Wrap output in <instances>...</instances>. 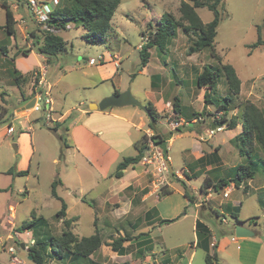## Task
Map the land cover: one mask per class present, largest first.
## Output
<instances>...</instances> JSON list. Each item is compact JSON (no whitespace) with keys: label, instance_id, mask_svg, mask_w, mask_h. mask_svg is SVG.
<instances>
[{"label":"rangeland","instance_id":"1","mask_svg":"<svg viewBox=\"0 0 264 264\" xmlns=\"http://www.w3.org/2000/svg\"><path fill=\"white\" fill-rule=\"evenodd\" d=\"M42 1L45 2L46 0H38V2ZM258 1L247 0L248 5L244 6L245 9L241 17L243 22L247 23L249 21L253 8ZM180 2L181 0H123L113 16L111 30L103 44L88 43L83 38V27L75 24L71 25L69 30L60 34L67 42L66 51L52 61V68L46 75V79L50 84L57 82L53 90H50V97L55 100L54 108L59 110V113H64L67 109L74 110L75 119L80 117L82 110L89 108L91 96L109 94L114 90L115 86H120L119 88L124 91L130 87L133 96L146 105L149 100H152L151 96L153 98L156 97L155 91L151 89L152 80L150 75L157 74L160 76L156 86H159V90L162 93L168 91V99L171 100V105L160 112L162 118L158 122L156 132L166 138L169 134H173V136L181 135V137L174 139L169 147L167 145L162 147L163 151L167 150L168 155L172 159L174 175L170 174L167 180L168 184L160 188L159 196L162 195L164 190L173 192L170 195L160 197L156 210L158 212V222L160 223L161 220L165 219L176 221L163 225L161 229H158V226L154 224L153 228H147V231H145L148 233V237L153 240L155 254L146 253L144 248L141 253L138 251L139 246L135 242L125 243L128 252L125 257L118 256L109 247L112 238L132 236L131 234L135 231L131 228V225L135 221L136 212L126 214L128 204L123 205L121 210L117 211L115 209L117 205L114 207L104 204L103 201L106 198L98 195L100 189L105 185L113 183L118 185L119 182L108 176L103 179L100 177L101 175H106L107 170L101 173L95 163H91L94 157H97L95 145L88 144L91 159L88 158L89 156H83L75 152L71 148L69 140V147L63 148L59 139L61 132L55 133L50 130L56 125L55 122L45 121L41 113H31L27 119L26 116H28L29 112L23 110L18 113L22 118L15 120L11 124L14 133L12 135L6 134L15 110L24 108L30 98V88L28 86L14 85L13 87H5V91L11 97L10 106L7 110L5 108L0 109L2 115L5 114V121L0 119V264H12L8 253L10 246L16 248L17 256L23 261V264H34L32 260H29L30 240L36 241L45 238L46 233L53 237H59L66 230L62 222L56 218V214L62 209L63 202L68 207L67 217L77 218V221L71 225L70 231L78 235L79 238H84L93 236L97 227L103 238V245L87 260L84 258L79 261L68 259L63 262L48 257L45 264H88L89 259L100 264H164L163 262L168 259L165 264H206L205 251L201 248H192L191 246L195 240L192 223L193 215H195L197 210L194 203H191L183 196V186L174 177L181 168H184L185 161L190 160L189 154H194L192 152L195 151L196 143L201 142L194 132L187 131L184 128L185 122L173 114L175 96L184 94V92H191L192 89L198 91L192 82L199 71L198 73H192L191 66L194 62L195 65H198L200 72L203 68H200L198 61L196 62L197 56H188L187 54V49L190 45L188 40L193 38V36L190 35L192 37L187 38L188 36L180 31L178 38L170 42L166 54H163L157 48L150 50L151 58L146 69L145 67L142 68L140 56V48L146 44L149 36L148 24L156 26L157 22L167 17L169 13L173 14L175 19L178 20L180 14L176 7L180 5ZM23 5L24 2L21 3V6ZM223 9L224 14L228 12L226 5L223 6ZM199 13L202 21L209 22L213 20V13L207 9H201ZM27 18V13L23 11L19 17L20 21H24ZM5 23L6 12L0 6V27H3ZM30 23L35 25L32 20ZM32 32L37 33V31ZM32 32L29 31L24 35L19 29L15 37L17 45L13 46L12 50L18 53L21 50L34 49L37 56L38 53H36V48L33 45L34 39L30 35ZM144 32H146L145 36L142 35ZM260 36L264 40V31L260 33ZM6 37L5 31L0 29V49L3 45L7 47V42L6 40L4 41ZM257 40L258 32L254 28H251V30L246 29L244 32L243 29H239L233 34L223 27L220 29L214 44V49L223 58V62H234L242 77V95L235 99L236 106L245 102L250 90L258 96L252 95L249 100L264 106V50H255L250 55L249 49L243 43L250 42L251 44ZM230 47L231 49L228 51L226 48ZM209 51H206L204 56L210 57L209 53L211 51ZM114 54L121 58L120 69L118 72L115 71L117 75L114 73L112 63V55ZM100 55L105 57L103 65L90 66L85 62L87 59L97 60ZM8 56L13 57L12 54ZM36 56H30L25 64L20 66L19 63L16 66L24 71V66L32 67L38 61L43 62L42 57ZM4 58L0 50L1 73L6 74L7 69H11V72H13V66L9 64L11 60L6 63L3 61ZM211 61L216 63V65L218 64L215 58L211 57L209 62ZM209 66H213L212 63ZM34 71L37 72V70ZM112 73L113 76H111ZM101 74L111 77H105L101 80ZM30 75H32V80L35 77L34 72L32 71ZM4 78L5 81L10 80L11 76L6 74ZM179 79L183 80L185 84H177ZM171 81L172 86L170 87L169 83ZM0 92H2L1 89ZM229 95L225 77L221 75L218 80L217 90L213 94V99L217 101ZM23 96L26 101H22ZM196 96L197 99L190 100V109L203 113V117H210L211 115L215 117L216 109L212 108L213 110H209L204 105V99H202L200 94ZM113 109L117 111L116 109L119 108ZM128 109L136 111L138 117L141 115L148 124L150 123L149 118L139 108L129 106ZM58 116L57 114L54 115L55 118H58ZM226 119L240 121V114L236 110L231 111L227 114ZM177 123L179 126L176 130H173L171 125ZM29 127H31L30 130ZM178 128L184 132L178 134ZM198 128L199 126L196 130ZM204 128L208 129V125H205ZM144 134L149 138L148 143L151 148L150 138L154 133H142L138 132L136 128H131L129 139L132 142H136ZM228 136L229 132L222 131L210 136L211 138L208 135L205 137L211 143L222 145L220 151L221 161L226 165V171L232 165H242L247 162V157H240L238 149L228 143ZM205 145L207 144L204 143ZM185 149H189L191 153L187 154L184 152ZM148 152H145L144 158L148 156ZM121 153L123 157L137 154L134 145L123 146ZM263 154L259 145L255 144L252 149V156L260 163V170L251 183L252 188L249 193H245L243 188L237 189L232 183H229L232 190L230 198H224V192L222 191L213 193L214 199L222 203L234 200V204L239 209V219L245 221L243 224L257 232V234L254 233L256 235L253 237L246 238V242H242L243 239H239V242L235 243L232 241V235H223V232L227 231L229 227L221 223V218H217L214 214L213 217L204 219L212 228L216 241L222 242L223 239H226L224 240V249L222 248L217 253V263L219 264H264V166L261 162ZM143 160L142 165L149 172L143 174L139 179L142 178L145 183H150L155 188L154 183H159L156 164L144 165ZM75 165H77L76 168L74 167ZM134 168V172L137 173L142 170L140 165H136ZM11 169L14 171H29V173L26 176L6 175V173H3ZM114 170L115 167H113ZM134 172L132 170L128 171L127 181L132 178ZM56 179H60L63 184L57 188V194L60 199L52 196V183ZM186 182L191 189H199L203 179H188ZM147 184L145 185L148 186ZM171 185L172 188L170 187ZM2 189L7 190L2 191ZM189 193L194 195L191 190H189ZM196 197H194V200L199 203L198 198H202L198 194H196ZM82 198L84 202L81 201ZM136 206H138L137 203H133V207ZM213 210L216 212L215 209ZM33 213L37 217H43L47 221V227H36L33 230H27L22 233L24 235L19 240L15 238L14 240L9 239V236H13L23 222L31 219ZM124 214L125 216L120 217L119 220L117 219ZM184 214H187L188 217H185ZM96 215L99 218L96 220L95 227ZM4 216H6V219H4ZM182 218L184 219L181 220ZM227 218L236 222L229 215ZM141 227L142 225L139 228ZM21 244H25L27 249L23 250ZM215 252V249H212L211 253L214 254Z\"/></svg>","mask_w":264,"mask_h":264},{"label":"trees","instance_id":"2","mask_svg":"<svg viewBox=\"0 0 264 264\" xmlns=\"http://www.w3.org/2000/svg\"><path fill=\"white\" fill-rule=\"evenodd\" d=\"M25 0H0V6L5 9L6 12V23L0 29H3L9 36H13L16 33V19L12 5L14 3L21 5ZM59 4L56 6L54 11L50 14V19L47 23L48 29H38L37 33H30L34 39L33 45L36 48V53L46 57V64L49 65L59 55L66 51V42L58 34L59 32L66 31L69 24H75L81 26L84 29L83 38L91 44H103L106 41L109 31L111 30V21L115 12L121 5L123 0H58ZM226 0H181L179 6L180 18L178 20L172 14H168L167 17L157 22L156 27L149 25L148 39L145 45L141 47V65L142 68L147 66L151 57L150 50L157 48L163 54H166L167 47L170 42L177 37V31L180 29L183 34L187 35L190 40V45L187 49L188 56L200 53L204 50H210L213 58L220 61V58L214 52V43L217 36V29L224 18V9ZM206 8L213 13V20L209 23H203L200 16L197 13V9ZM264 27V23L261 27H258V40L256 43L249 45L250 50H254L259 46L264 45L260 33ZM145 33H143L144 35ZM192 35V36H190ZM43 37V38H42ZM1 53L7 56L6 46L1 47ZM35 51L21 50L16 53V56H29V54ZM15 56V57H16ZM14 59H11L13 65ZM221 63V61H220ZM15 75V81L17 83L22 80L28 82L31 80L32 75L28 74L22 76L13 67ZM36 73V72H35ZM34 73V75H35ZM223 75L226 80L227 88L230 93L229 96L224 97L221 100H214L213 94L217 90L219 77ZM134 76V75H133ZM160 79V76H157ZM39 77H37V82ZM196 86L199 89H204V102L205 106L213 105L216 108L217 113H222L223 117L220 121H212L219 126L227 124L226 130H233L236 126L242 124V132L236 137L235 144L238 148L241 157H247L249 160L248 164L239 165L235 170V176L230 179V183L234 184L235 187H240L243 183L248 180L255 178L260 163L253 160L252 149L255 144L259 145L264 153V112L259 109L253 102L245 101L243 104L236 106L235 99L241 92V81L236 73L233 66L229 64H221L218 66H206L201 74L196 77ZM156 84L153 82V86ZM154 124L149 123V128L154 132L150 141L153 144L164 147L168 140L173 137V134H169L166 138L162 134L156 132L158 122L162 118L161 114L157 111L152 103L146 104ZM205 108V109H206ZM238 110L240 114V121L236 119L227 120L226 116L229 112ZM173 114L180 120L183 119L185 124L184 128L187 131L193 132L196 127H190L189 124H196L198 126L201 122L208 123L210 117H203V113L192 111L190 108H185L180 104V100L175 98L173 102ZM76 115L71 114L64 121L56 123V125L50 130L55 133H60L59 139L62 143L63 148H68L67 132L69 131V125L74 121ZM211 122V123H212ZM178 134H182L184 131L180 128L177 129ZM149 138L146 134L135 144L137 155L125 157L117 166L116 171L113 174V178L119 180L123 178L124 171L131 167L139 165L144 159V150L149 148ZM166 154V150L164 151ZM264 166V161H261ZM29 171L15 172L13 169L9 170L7 174L14 176H26ZM174 175V173L172 174ZM181 182V181H180ZM184 189V197L191 203H195L194 197L189 193L188 187L185 182H181ZM62 181L56 179L52 183V196L56 199H60L57 194V188L62 186ZM229 186L227 180H220L217 184L211 185L208 181H204L201 190L209 189L213 187L215 192L223 191L224 188ZM248 190V186L244 188ZM173 191H162L161 196H167L172 194ZM216 217L220 218L221 215L216 213ZM231 217L238 221V217L231 214ZM56 218L60 220L66 230L62 232L59 237H53L49 233H46L45 238L38 239L35 244L29 247V256L32 257L34 264H45L46 259L51 257L58 259L63 262L72 259L79 261L82 258L88 259L92 256L101 246L103 245V239L101 237L99 229L96 227V220L94 225L96 232L93 236L79 238L78 235L70 231L71 225L77 221V219L67 218V205L63 202L62 209L56 214ZM176 220L165 219L161 220V225H167L175 222ZM222 221V220H221ZM244 223L245 221H241ZM36 227H47V221L43 217H37L34 213L31 215V219L23 222L18 228L17 232L23 233L27 230H33ZM234 229L231 228L229 231H224L223 235H232ZM196 234H197V246L202 248L205 253L206 264H216L218 262L217 253H211L212 243V232L210 228L204 224L201 220L196 223ZM138 237H117L112 238L109 247L114 253L119 256H126L128 254L125 243L132 242ZM151 240L139 242V251L142 253L143 247L149 245ZM151 250V248H148ZM88 264H100L95 261H89ZM128 264V263H124Z\"/></svg>","mask_w":264,"mask_h":264},{"label":"crops","instance_id":"3","mask_svg":"<svg viewBox=\"0 0 264 264\" xmlns=\"http://www.w3.org/2000/svg\"><path fill=\"white\" fill-rule=\"evenodd\" d=\"M36 1L38 2V0H36ZM23 2H24L23 6L18 5L16 3H14L12 5V10L14 11L16 22H17V28H16V33L13 36L7 35L6 39H4V41L6 40V42H7L6 51L8 54H7V56L3 55L6 58V59L4 58L3 61L8 63L9 60L14 59V61H13L14 66L13 67L22 76L28 75L32 71L35 73L36 71H34V70H37L38 73H41L43 70L45 71V77H44L45 83H44L43 90L48 91L49 98L52 102L51 108L53 109V114L59 115L58 118H55L53 115L54 122L55 123L62 122L67 117H69L72 113H74L73 112L74 110L67 109V111H65L64 113H59L58 112L59 110L54 108L55 100L50 97V92L53 90V87L57 84V82H55V84H50L46 79L47 73H49L50 69L52 68V63L47 65L46 64V57L38 54L37 55L38 57L43 58V62L38 61V63L32 67L24 66V68H25L24 71L20 67L16 66V64L18 65L19 63H20V66L22 64H25L26 60L29 59L30 56H36L35 51H32L29 54V56L25 57L23 55H20V56L15 57L16 52L12 50V47L17 45L16 41H15V37H16L18 30L20 29L24 35L27 34L29 31H31V32L37 31L38 27H39V29L44 30V28L37 22L36 16L33 13L31 7H29L28 0H25ZM38 3L50 4L55 9L56 6L59 4V1L58 0H46L45 2L42 1V2H38ZM225 5L228 9V12L224 14V18H223L221 24L219 25V27L217 29V36L219 35L220 29L223 27L227 31H229L230 33H233V34H235L239 29H243V32H244V30H246V29L251 30V28H254L258 32V27H261L264 23V0H259L257 2V4H255L253 11L249 17V21L247 23L243 22L242 21L243 19H241V17L243 16V10L245 9L244 6L248 5L247 0H226ZM179 6L176 7L178 9V11H179ZM20 9H22V10H20ZM201 9H206V8H201ZM201 9H197V13L199 16H200L199 11ZM23 11L25 13H27L28 18L25 19L24 21H20L19 17H20V14L23 13ZM169 14H171V13H169ZM31 20L33 22H35V25L34 24L31 25V23H30ZM211 21H209V22H211ZM19 22H21L22 25L19 24ZM209 22L203 21V23H205V24L209 23ZM71 25H73V24H69L67 26V30L70 29ZM149 25H153V24L149 23L148 26ZM153 27H156V26L153 25ZM1 30L4 31L3 29H1ZM180 31L181 30L178 29L177 37L175 39L178 38ZM262 31H264V27H263ZM144 33L146 34V32H144ZM58 34L60 35L61 32H59ZM145 34L143 35V33H142L143 36H145ZM217 36H216V38H217ZM258 37H259V35H258ZM187 38H189V37H187ZM216 38H215V41H216ZM175 39H173V41ZM64 41L66 42L65 39H64ZM243 43L245 44V46L247 48L249 45L254 44V43L250 44V42H243ZM66 46H67V42H66ZM226 49H228V51H230L231 47L226 48ZM258 49L264 50V45L259 46L258 48L254 49V50L249 49V54L250 55L253 54L254 51L258 50ZM140 50H141V48H140ZM206 51H208V49L204 50L200 53L192 55L194 57L197 56L196 62L198 61L197 63H200V66H201L200 68H203V70H204V68L206 66H209L210 63H212L213 66H218V67H220L221 64H229V65L233 66L236 70V73H237L240 81H241V92L239 94V96H241L242 95L243 82H242V77L239 73L237 65L232 61H228L227 63L223 62V58L219 54L216 53L215 49H214V52L220 58L221 63L217 59H216L218 62L217 65L213 61L209 62V59L212 57V55H211V52L209 51L210 57L204 56V53ZM10 54H12L13 57H9L8 55H10ZM100 56H102L104 58V61H103V64H104L105 57L103 55H100ZM116 57H118V61H116ZM89 60L90 59H87L85 62L88 65L93 66V65L88 63ZM149 62H150V59H149ZM149 62L147 64V66L149 65ZM112 63L114 66V73L118 72V70L120 69L121 58L116 54L112 55ZM9 64H11V63L9 62ZM147 66H145V69L147 68ZM197 66L198 65H195V63L193 62V65L191 67H192V73H194V72L198 73V71H199V73L197 74V76H198L199 74L202 73L203 70L200 72V70H198ZM3 72H5V71H3ZM6 72H7L6 73L7 76H11V79L5 81L4 75H6V74H2L1 70H0V89L2 91V92H0V109L5 108V110H7V108L10 106L11 97H10V94L5 91L6 90L5 87H13L14 85L15 86H28L30 88V94H29L30 98L28 100V103L31 102L35 97V95H34V93H35V82H36L37 78L33 77V79L29 80L28 82H23L22 80H20V82L17 83L15 81V75L11 72V69H7ZM116 75H117V73H116ZM111 76H113V73L111 74ZM111 76H103V74H101L100 79L103 80L105 77H111ZM150 76H151L150 78L152 80L151 89L153 91H155L156 97L153 98V96H151L150 98L152 100H149V102L152 103L154 105V107L157 109V111L160 113V112L164 111L165 108L170 107L171 100L168 99V97H169L168 91L165 93H162L161 90H159L158 85H157L158 87L156 85L153 86V82L156 84V82L159 80V78H157V76H159V75L152 74ZM196 77L193 79L192 84L195 85V87L197 88L198 91H196L195 89H192L191 92L190 91L184 92V94H180L179 96L174 97V100H175V98H178L180 100V104L185 108H190V106H191L190 100L197 99L196 95L200 94L202 99H204L205 90L199 89L196 86V83H195ZM31 83H32V86L30 87ZM171 84H172V81L169 83L170 87L172 86ZM177 84H183L184 85L185 82L183 80L179 79V80H177ZM48 86L50 87V89H48ZM119 87L120 86H115L114 90H112L109 94L91 96L89 106L92 104H98L99 101L101 99H103L104 97L124 92V90L119 88ZM201 90H202V93H201ZM252 95L258 96L254 92H252V90H250L247 94V97L245 98V101H250L249 99L251 98ZM239 96L237 98H239ZM22 101H26V98L24 96L22 98ZM253 103L259 109L264 111L263 110L264 106L262 104L259 105L255 102H253ZM204 105H205V102H204ZM212 106L213 105H209V106H207V108L209 110H213L215 107L214 106L212 107ZM128 108L129 107L119 108V109H116L117 111H114V109L112 108V109H109L105 112L90 111V109L88 108L87 110H82L80 117L74 119V121H72L71 124L69 125V131L67 132V136H68L67 139L71 143V148L75 152H78V153L82 154L83 156L88 157L90 155V151L88 149L89 148L88 144L96 146L95 150H97L96 151L97 157H94V160H93V162L91 161V163H95V165L97 166V169L101 173H103L105 170H107L106 175L100 176L102 179L106 178L107 176L111 179H115V178H113V174L116 171L118 164L125 158L121 155L122 154L121 153L122 147L127 146V145L128 146L134 145V149H135V144L138 141H140V140H138L136 142H132L129 139V137H130L129 132H130L131 128H136V130L138 132H142V133H144V132H146L147 134H153L154 133L149 128V126H148L149 124L147 121H145L144 117H142L141 115L138 117L137 116L138 113L136 111H131ZM22 109L15 110V112L13 114L14 116L12 115L13 117L11 118L9 126L7 128V132H6L7 135H12L14 133V130H13L12 133L8 134V130L12 129L11 124L15 120L22 118L18 114ZM236 111H238V110H236ZM30 114L31 113H29L28 116H26L27 119H28ZM4 115L5 114L2 115V113L0 111L1 121H5ZM181 120H183V119H181ZM183 122H184V120H183ZM205 125H208V129L204 128ZM213 125H216V124L213 122L211 123V117H210L208 120V123L201 122L200 125H198L199 128L197 130L193 131L195 136L199 137L201 142L196 143L195 151L192 152V153H194L192 155L189 154V153H191V151L189 149L184 150V152L189 154L191 158L189 161H185L184 168H181V170L178 171L174 177L177 178L179 181H181V182L183 181L186 183L188 189L191 190V192L193 191V193H194V195H192L193 197L197 198L196 194H198L202 198V199L198 198L199 203H197V202L194 203V206H195L197 211L195 212V215H193V222H192L193 223V231H194V235H195V240L192 242V245H191L192 248H200L197 246L198 239H197V234H196V223L198 220H201L204 224H206L210 228V230L212 232V243L210 246L211 251H212V249H215V251H216L215 253H218V251H221L222 248L224 249V247H225L224 240H226V239H223L222 242L216 241L212 228L210 227V225L207 222L204 221V219L211 218L214 216V214L216 216V213H219L221 215V217H220L221 219L223 217L226 218L227 222L224 224L228 225V227H229V229L227 231H229L231 228L234 229V232L232 234V237H233L232 241L235 243L239 242V238H237L235 236V227L237 225H242L243 227L250 229L252 232H254L256 234H257V232H255L253 229H251L250 227H247L245 224H243L241 222V220L239 219V216H238L239 209H238V206L236 204H234L235 203L234 200L229 201L227 203H222L221 201L215 200L213 197V193H220L221 191L215 192L213 190V187L209 188V189H205L204 191L201 190V187H202V184L204 183V181H208L211 185L217 184L220 180H227V182L230 183L229 182L230 179H232L235 176L236 168L240 165V164L239 165H232L227 171L225 170L226 165L223 163V161H221V154H220V151L222 149V145L218 144V143L215 144L214 142L211 143L210 140H206V138H205L206 135H208V137L211 138L208 131H209V129L212 128ZM198 126H195V127L197 128ZM30 129H31V127H29V130ZM224 131L229 132V136L227 138L228 143L232 144L236 147L235 139L242 132V124L239 123L236 126V128L233 130H224ZM214 135H212V136H214ZM178 137H181V135H175L170 140H168L166 143L167 147H169L171 145L172 141ZM212 139H213V137H212ZM204 143L207 145L204 146ZM136 152H137V150H136ZM166 155H168L167 152H166ZM239 156H240V154H239ZM88 158L91 159L90 156ZM253 160L257 161L255 159V157L253 158ZM261 161H264V154H263V157H261ZM248 163H249V160L247 159V162L245 164H248ZM139 165L142 167V170L140 173L134 172L135 168H133V167L127 169L126 171H124L123 178L118 180V182H119L118 185H116L115 183L105 185L102 189H100L98 195L100 197L106 198L105 201H103L104 204L112 205L114 207L117 205V207L115 208V209H117V211H120L121 208L123 207V205L128 204L126 214H128V213L132 214V213L136 212L135 221L131 225V228L135 232L133 234H131L132 236H129V237L135 238V237L140 236V238L134 239L132 241V242H135L136 245L139 242L151 240V243L149 245L143 247V248L145 249L146 253L155 254L154 247H153V240L150 237H148V233L145 231H147V228H153L154 224L158 226V229H161L163 227V225H161L158 222V212L156 211L157 205L160 202L161 196H159L160 192H159V188L157 187L156 183H154L155 188H153L150 183L147 184L142 180V178L139 179L143 174H146L149 172L148 170L144 169L142 162ZM170 165L172 166L171 157H170ZM74 167L76 168L77 165H75ZM113 167H115L114 171H113ZM129 170H132V172H134V173H133L132 178L127 181V179H128L127 176H128ZM259 170H260V168H259ZM259 170H258V172H259ZM7 172H3V173H6V175H9V174H7ZM17 172H19V171H17ZM173 172H174V169H173ZM189 172H190V174H188ZM255 178H256V176H255ZM188 179H203V182H202L199 189H197V188L191 189L186 182ZM254 179L248 180L246 183H243L240 187H236V188L237 189L243 188V190H244V188L246 186H248V190L247 191L244 190V192L249 193L251 191V188H252L251 183L253 182ZM145 184H147L148 186H146ZM172 185L170 186L171 188H172ZM5 190H7V189H2V191H5ZM230 197H231V195L228 198H230ZM126 200L128 201V203H126L127 202ZM81 201L84 202V199L82 198ZM133 203H137L138 206L133 207ZM152 203H153V205H152ZM132 207H133V209H132ZM213 209H215L216 212H214ZM67 210H68V207H67ZM96 211H98V210H96ZM112 212H114V211H112ZM231 214L236 215L238 217V221L235 220L236 222H233V220L232 221L229 220L227 218V216L229 215L231 217ZM98 215H99V212H98ZM98 215H96L95 219L99 218ZM67 216H68V214H67ZM122 216H125V214L119 216L117 219L119 220L120 217H122ZM184 216L188 217L187 214H184ZM73 218L77 219L76 217H71L68 219H73ZM4 219H6V216H4ZM183 219L184 218H182L181 220H183ZM181 220H179V221H181ZM221 223H223V222L221 221ZM141 225H142V227L139 228ZM23 235L24 234L20 233L21 237H23ZM246 241L247 240L243 239L242 242H246ZM148 248H151V250H148ZM121 257H125V256H121ZM70 259H72V257H70ZM90 260L91 259H89V261ZM168 260H165L163 263L165 264ZM89 261H88V263H89Z\"/></svg>","mask_w":264,"mask_h":264},{"label":"built area","instance_id":"4","mask_svg":"<svg viewBox=\"0 0 264 264\" xmlns=\"http://www.w3.org/2000/svg\"><path fill=\"white\" fill-rule=\"evenodd\" d=\"M28 5L31 7L33 13L36 16L37 22L46 30L48 29L47 23L50 19V14L54 11V8L47 3H38L36 0H28ZM104 61V58L102 56H99L97 60L90 59L88 61L91 65H102ZM116 61H118V57H116ZM39 77V80L35 82V103L33 107L30 110H27L29 113H41L43 116V119L48 122H54L53 118V109L51 108L52 102L49 98L48 91H44V83H45V71L43 70L41 73L36 72L35 78ZM48 89L50 87L48 86ZM223 117L222 113H216L215 117L211 118L212 121H220ZM162 124V123H161ZM179 126V124L171 125V128L176 130V128ZM227 129V124H224L223 126H219L218 124L215 125V128L209 129L208 133L210 136L214 135L215 133L222 132ZM13 129L8 130V134L12 133ZM151 148L148 152V156L144 158L143 164H156V171L157 176L159 177V183L157 184V187L159 188V191L161 190V186H165L168 184V177L170 176L169 172V164H170V157L165 154L163 149L160 146H157L153 144L152 141H150ZM233 185V184H232ZM227 189V190H226ZM226 190V191H225ZM231 188L230 186H227L223 189V196L224 198H228L231 194ZM209 197V196H208ZM223 223H226V218L221 219ZM19 240L21 238L20 233L15 231V234L12 236H9V239ZM35 244L34 240L30 241V245L33 246ZM8 253L10 255V261L13 264H23V261L17 256L16 248L14 246H10L8 248Z\"/></svg>","mask_w":264,"mask_h":264},{"label":"water","instance_id":"5","mask_svg":"<svg viewBox=\"0 0 264 264\" xmlns=\"http://www.w3.org/2000/svg\"><path fill=\"white\" fill-rule=\"evenodd\" d=\"M35 103V99H33L31 102H29L22 110L27 111L30 110ZM137 107L140 110H142L146 116L149 118L150 123L154 124V119L152 118L148 108L146 105L139 102L132 94L131 88L129 87L126 91L119 93V94H113L109 97L104 98L100 103L98 104H92L89 106L90 111H100L105 112L112 108H123V107ZM190 127L196 126V124H189ZM212 128H215V125L212 126ZM150 151V148H146L144 150L145 152ZM169 172L170 174H173V168L169 164ZM255 234L250 229L243 227L242 225H237L235 227V236L239 239H246L251 238ZM21 248L23 250H26L27 247L25 244H21ZM29 260H32V257H29ZM219 264V263H216Z\"/></svg>","mask_w":264,"mask_h":264}]
</instances>
